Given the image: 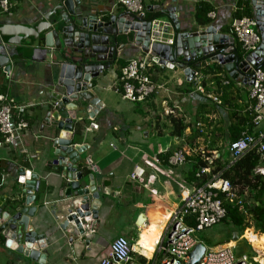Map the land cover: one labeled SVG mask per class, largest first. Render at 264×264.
<instances>
[{
  "label": "crops",
  "instance_id": "crops-1",
  "mask_svg": "<svg viewBox=\"0 0 264 264\" xmlns=\"http://www.w3.org/2000/svg\"><path fill=\"white\" fill-rule=\"evenodd\" d=\"M74 1L76 17L71 15V20L81 14L107 20L112 14L125 12L117 6V0ZM142 1L146 7V19L147 13H162L167 8H175L180 33L193 32L202 26L196 22V8L200 2H208L214 8L212 12L216 13L210 25L235 38L232 23L238 6L236 0ZM248 1L253 12L251 1ZM63 2L9 0L10 11L0 12L2 54L10 59L11 66L9 75L0 68V96L5 95L17 105L27 107L30 124L23 136L26 155L7 147L0 148V170L6 175L5 183L0 187V209L8 212L13 205L25 207L20 176L22 172H31L39 177L40 184L34 191L35 201L31 207L36 211L30 229L43 235L47 241L46 250L40 253L46 255L45 264H99L108 256L111 243L118 237L127 238L131 243L135 264L138 261L158 264L157 250L163 244L165 228L194 188V162L189 158L198 154L212 158L224 156L225 161L231 162L227 150L229 128L237 123L236 115L246 121L241 124L242 129L248 126L254 103L249 94L250 85L234 80L230 83L229 75L222 74L218 87L214 76L202 71L209 65L197 69L202 76L200 81L193 79L191 82L183 71L176 68L162 71L157 65L150 71V76L160 89L145 103H130L116 90L121 64H128L144 53L135 45L134 37L131 39V33L120 35L115 62L93 80L96 97L101 102L100 110L94 118L87 111H76L73 122L74 144L85 146L81 154L83 163L78 167L83 174L81 184L88 186L93 175L101 195L98 220L92 222L95 233L76 239L71 227L62 229L71 202L66 198L69 179L64 176L63 167L53 164L57 160L54 141L59 139L62 131L53 123L57 120L46 121L49 114L53 115L57 110L49 100L53 91H62L57 82L64 59L58 51L45 50V37L54 29L60 31L65 26ZM161 20L173 24L166 15ZM35 29L38 32L34 36L29 33L20 36L24 31ZM165 33V39L176 40L175 26ZM15 39L16 43L10 44V40ZM214 65L225 71L223 66L213 64L212 67ZM224 80L229 84L224 86ZM198 83L207 94L218 97L221 104L201 94L197 90ZM223 91L227 92L229 104L225 103ZM76 104L84 108L89 106L87 102ZM63 116L68 115L65 112ZM171 116L184 120L187 129L181 138L173 135ZM93 123L98 129L88 130ZM198 124H202L204 133L198 131ZM177 151H184L187 156V162L182 166L170 164V158ZM136 167L142 168L145 174L141 179L131 181L130 175ZM141 215L145 221L143 226H138ZM225 226V241L214 249L228 248L233 244L230 248L237 257H242L254 254L255 241L264 245V236L255 230L248 232L256 235L251 244L245 236L247 230L240 232ZM235 233L236 243L233 242ZM4 242L0 240V264H39L16 251L5 249ZM239 246L242 251L236 253ZM258 251L264 253V249Z\"/></svg>",
  "mask_w": 264,
  "mask_h": 264
},
{
  "label": "water",
  "instance_id": "water-1",
  "mask_svg": "<svg viewBox=\"0 0 264 264\" xmlns=\"http://www.w3.org/2000/svg\"><path fill=\"white\" fill-rule=\"evenodd\" d=\"M250 1L256 29L262 37V42L257 51L251 55L242 56L236 49L235 38L221 33L213 25L198 27L193 32L180 33L175 8L162 11V14L173 22L178 32L175 44L168 45L152 42V36H156L152 31V21L143 15L135 17L128 13L112 14L107 20H102L96 15L82 16L81 14L75 20H71V15L76 17L75 1L64 0L61 8L66 10L63 12L65 26L60 31L54 29L45 37V50L58 51L64 59L57 82V87H60L62 91H53L49 100L56 105L57 110L53 115L49 114L46 120L48 123H51V120H57L53 123L62 131L59 139L54 141L57 160L53 164L63 167V174L69 179L66 198L71 202L62 224L63 230L71 227L73 236L76 239L82 238L84 231L80 219L98 220L101 195L93 175L90 177L91 182L88 186L84 187L81 184L83 174L78 171V167L83 163L81 154L85 146L74 144L73 122L76 119V111H87L94 118L100 110L101 102L96 97L93 80L105 70H109L115 62L120 49L118 37L131 33L135 45L144 54L150 55L162 71L175 68L181 70L189 82L194 79L198 68L219 64L225 68L232 80L251 85L252 68L264 66V0ZM44 28L47 27L44 26ZM30 31H24L20 36L23 37L28 33L34 36L38 32L36 29ZM15 43L16 39L10 40V44ZM0 68L7 75L11 72L10 59L2 54L1 41ZM76 102H87L89 106L80 107ZM65 112L68 116L63 118ZM12 122H14L13 119ZM21 175L25 207L13 205L8 212L0 209V240H5V249L16 251L39 264H45L46 255L40 253L46 250L47 241L43 235L30 229L31 218L36 211V208L31 205L35 201L34 191L40 184L39 177L31 172H22ZM144 221L145 217L141 215L137 225L143 226ZM237 240V233H235L233 242L236 243ZM205 252V245L198 244L190 254L189 264H199Z\"/></svg>",
  "mask_w": 264,
  "mask_h": 264
},
{
  "label": "built area",
  "instance_id": "built-area-1",
  "mask_svg": "<svg viewBox=\"0 0 264 264\" xmlns=\"http://www.w3.org/2000/svg\"><path fill=\"white\" fill-rule=\"evenodd\" d=\"M236 1L240 4L246 0ZM117 6L125 9L124 13L135 17L143 15L146 18V7L142 0H117ZM10 8L9 0H0V12L8 13ZM238 9L237 6L236 10ZM209 17L214 19L216 13L211 12ZM152 27L153 33L156 34V36H152V42L175 44L174 39L164 38L167 30L174 29L170 21L155 19L152 21ZM232 33L242 45L246 55H251L261 45L262 37L256 29L254 17L235 19L232 23ZM155 66L157 64L152 57L144 54L131 59L126 66L121 68L116 90L121 93L124 100L141 104L157 93L160 86L153 82L150 76V71ZM201 78V74L197 72L194 79L200 81ZM251 78L249 94L254 101L252 106L254 130L252 133L249 130L243 131L239 139L228 143L227 150L232 158L230 165L255 148H258V152L262 154V160H264V66L252 68ZM225 84L228 85L229 82L226 81ZM197 90L215 103L221 104L218 97L205 92L201 83H198ZM26 109L27 107L17 105L9 97L0 96V135L2 137L0 148L7 147L22 155L28 153L23 140L25 131L30 127ZM197 128L200 133H204L202 124H198ZM95 129H98V125L95 123L88 127V130ZM213 160L214 158H206L209 166L201 168L196 174L198 180H202L205 175H211V179L201 186L197 185V182H193L192 192L185 197L179 209L172 214L170 223L165 228L164 239L161 242L163 244L157 250L160 256L158 264H189L191 252L200 244L195 238V234L211 229L225 220L227 216L225 202L244 206L243 197L239 196L230 180L223 178L220 173L212 172L210 166ZM186 162L187 156L184 151H177L170 158L172 165L182 166ZM256 173L264 176V168H257ZM144 174L142 168L136 167L130 175V180L137 181ZM5 180V173L0 170V187L3 186ZM243 212L248 214L244 209ZM80 222L84 237H90L95 233L93 221L80 219ZM246 223L250 225L252 220L247 217ZM248 225L245 230H254L248 228ZM253 252V255L245 254L242 257H237L230 247L220 250L206 247V252L199 264H264V253H260L254 248ZM99 264H135L134 251L129 240L124 237L116 238L110 245L108 256L101 259ZM136 264L150 263L138 261Z\"/></svg>",
  "mask_w": 264,
  "mask_h": 264
},
{
  "label": "trees",
  "instance_id": "trees-1",
  "mask_svg": "<svg viewBox=\"0 0 264 264\" xmlns=\"http://www.w3.org/2000/svg\"><path fill=\"white\" fill-rule=\"evenodd\" d=\"M238 7L239 9L233 14L235 19L254 17L248 0L244 3L238 4ZM212 11H214V8L210 3L200 2L196 8V22L202 26L210 25L212 23V19L209 17V14ZM163 17L164 15L161 12L147 13V19L149 21L161 19ZM131 39H133V36H131ZM235 42L237 51L243 56L244 51L242 49V45L236 37ZM126 65L127 64L125 62L121 64L122 67ZM202 71L205 75H213L214 81L218 82V87L221 85L219 83L221 80L220 75L227 74L221 67L215 65L213 67L209 66L204 68ZM231 82L234 81L230 79V83ZM225 83L226 80H224V86L226 85ZM222 93L223 97L225 96V103L227 102L229 104V101L227 100V92L223 91ZM250 113L251 117L249 116L248 126L246 129L244 128L245 130L241 128V124H245L246 122L245 119H239L236 115V119L238 120L237 123L229 128L230 142H234L239 139L243 130H249L251 133L253 132L254 127L252 121L254 115L252 111ZM170 118L173 126V135L181 138L187 129L184 124V120L174 116H171ZM195 136L197 137L196 134ZM0 139H2V137ZM206 158H212V156L210 157V155L203 156L202 154H198L189 158L192 162H194V172L192 173L193 182H197V185L199 186L205 184L211 179V175H205L202 180H198L196 178V174L201 168L209 166V162L206 161ZM210 167L213 173H220L223 178L230 180L233 186L237 189L239 196L243 197V200L247 196L244 200V206H241L238 203L231 204L229 202H225L227 216L222 223L233 227V229H236L237 231L244 232L248 225L246 223L247 217H249L252 220V224L248 225V228H253L255 232L264 236V176L256 173L257 168L264 167V160H262V154L258 152V148L246 153L244 156L236 160L233 165H230V161H225L224 156H220L219 158L214 157L213 163ZM247 192L248 195H246ZM243 209L248 214H244ZM249 231L250 230H247L245 232L247 234L245 236L252 243V240L256 235L248 233ZM229 246H233V244H230Z\"/></svg>",
  "mask_w": 264,
  "mask_h": 264
},
{
  "label": "rangeland",
  "instance_id": "rangeland-1",
  "mask_svg": "<svg viewBox=\"0 0 264 264\" xmlns=\"http://www.w3.org/2000/svg\"><path fill=\"white\" fill-rule=\"evenodd\" d=\"M246 195H248V192ZM246 197L244 198V200L246 199ZM225 231H226V226L225 224L221 223L202 233L195 234V238L198 240V242L205 245L208 249H211V248L214 249L216 247H221L223 245L225 241L224 239ZM240 251H242L241 246H239L238 250L236 249V253Z\"/></svg>",
  "mask_w": 264,
  "mask_h": 264
},
{
  "label": "bare ground",
  "instance_id": "bare-ground-1",
  "mask_svg": "<svg viewBox=\"0 0 264 264\" xmlns=\"http://www.w3.org/2000/svg\"><path fill=\"white\" fill-rule=\"evenodd\" d=\"M254 234V233H252ZM254 248L257 250H263L264 249V245H260L258 242L255 241V243L253 244ZM231 247V246H230Z\"/></svg>",
  "mask_w": 264,
  "mask_h": 264
}]
</instances>
